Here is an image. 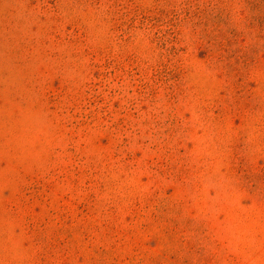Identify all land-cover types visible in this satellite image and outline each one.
Returning a JSON list of instances; mask_svg holds the SVG:
<instances>
[{
    "label": "rangeland",
    "instance_id": "1",
    "mask_svg": "<svg viewBox=\"0 0 264 264\" xmlns=\"http://www.w3.org/2000/svg\"><path fill=\"white\" fill-rule=\"evenodd\" d=\"M0 264H264V0H0Z\"/></svg>",
    "mask_w": 264,
    "mask_h": 264
}]
</instances>
